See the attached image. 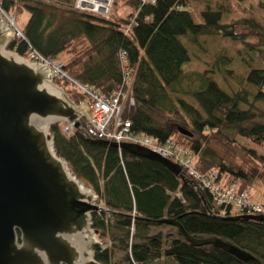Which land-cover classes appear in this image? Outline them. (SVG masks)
Listing matches in <instances>:
<instances>
[{"label":"trees","instance_id":"16d2710c","mask_svg":"<svg viewBox=\"0 0 264 264\" xmlns=\"http://www.w3.org/2000/svg\"><path fill=\"white\" fill-rule=\"evenodd\" d=\"M73 4L0 0L14 22L26 14L20 28L15 23L21 36L6 48L23 58L34 50L61 63L72 81H52L78 106L91 100L75 83L104 98L128 92L132 108L126 101L121 119L130 123L129 133L160 146L173 139L194 155L197 172H215L240 191L259 183L264 193V155L236 140L264 150V0H114L129 12L108 18ZM80 123L81 131L64 133L63 123L49 131L57 156L108 211L91 214V229L110 243L94 253L95 261L246 264L211 245H190L183 231L196 239L220 238L264 264V222L228 219L234 214L215 206L193 180L221 218L207 215L194 190L159 163L87 141L84 118Z\"/></svg>","mask_w":264,"mask_h":264},{"label":"water","instance_id":"95a60500","mask_svg":"<svg viewBox=\"0 0 264 264\" xmlns=\"http://www.w3.org/2000/svg\"><path fill=\"white\" fill-rule=\"evenodd\" d=\"M13 38L14 33L0 20V264H101L93 255L110 243L97 239L90 220L92 213L108 211L57 156L49 131L55 123L71 124L73 131H81L80 110L52 81L47 66L6 48ZM177 131L190 135L182 128ZM83 136L91 143L159 163L194 190L207 215L221 218L211 213L197 183L178 164L138 144L92 139L85 131ZM240 218L264 222V213L228 217ZM158 223L175 226L169 219ZM181 233L192 246L211 245L246 264H261L220 238L196 239Z\"/></svg>","mask_w":264,"mask_h":264},{"label":"built area","instance_id":"2783aa9c","mask_svg":"<svg viewBox=\"0 0 264 264\" xmlns=\"http://www.w3.org/2000/svg\"><path fill=\"white\" fill-rule=\"evenodd\" d=\"M153 2V0H151ZM110 4V3H109ZM109 4L104 0L101 9L83 7L81 0H74V7L89 12L93 15L108 17ZM3 16V17H2ZM2 17V18H1ZM0 20L4 21L9 29L14 33V37H20L21 32L13 22V18L9 17L0 9ZM28 61L40 63L47 66L50 70L52 80L61 78H71L61 69V63H55L52 58H45L37 51H34L25 58ZM72 81V80H71ZM78 91L88 95L89 115L83 114L81 111L80 118L85 120V132L90 137L107 142L133 143L143 146L152 152L160 155L163 158L169 159L178 164L182 171L186 172L187 176L205 188L215 206L222 207L234 215H258L263 213V207L252 201L251 196L247 191L238 190L237 184H228L220 181V178L215 172L208 171L199 173L194 169V156L190 150L180 144H177L173 139H167L163 146L153 145L151 140L138 138L135 134L129 133L130 123L121 119V112L125 106V102H129V108H132V99L128 97V92L121 95H113L110 98L98 96L92 89L75 83ZM84 105V103H80ZM79 107V106H78ZM71 124H64L62 130L64 133L72 131ZM101 206V203H98ZM228 208V210H227Z\"/></svg>","mask_w":264,"mask_h":264},{"label":"rangeland","instance_id":"374dc122","mask_svg":"<svg viewBox=\"0 0 264 264\" xmlns=\"http://www.w3.org/2000/svg\"><path fill=\"white\" fill-rule=\"evenodd\" d=\"M113 2H114V0H107V5L109 4V12H108V17H109V15L111 14L112 16H114V17H117V16H123L124 14H126V12H129V10L128 9H123V8H121L120 6H118V5H120V4H118V5H114L113 4ZM74 5V4H73ZM9 17H12L13 18V22H14V20H15V16L13 15V14H11V15H8ZM108 17H106V18H108ZM26 19V14H23L20 18H18L17 20H16V22H14V23H16L17 24V26L20 28L21 26H22V23H23V20H25ZM18 28V29H19ZM219 80V79H218ZM185 99L187 100V101H189V102H193V99L192 98H189V97H185ZM79 109H80V111L83 113V114H85V115H89V105H88V102H86V103H84V105H80L79 106ZM236 140H237V142L241 145V146H243V147H245V148H248V149H253V150H255V151H257L258 153H260V154H263L264 155V150H262L261 148H259L258 146H256V145H254L253 143H251V142H249V141H247V140H245V139H243V138H240V137H236ZM142 141H144L143 139H142ZM169 160V159H168ZM171 161V160H170ZM180 167V166H179ZM181 168V167H180ZM259 188H260V184L259 183H257L256 184V187H254V188H251L250 190H248V193H249V195L252 197V200L254 201V202H256V203H259V204H263L264 203V193H260L259 192ZM97 203H99V201L97 202ZM101 206H103L102 204H101ZM98 239V238H97ZM99 241H102V240H100V239H98Z\"/></svg>","mask_w":264,"mask_h":264},{"label":"bare ground","instance_id":"6f19581e","mask_svg":"<svg viewBox=\"0 0 264 264\" xmlns=\"http://www.w3.org/2000/svg\"><path fill=\"white\" fill-rule=\"evenodd\" d=\"M83 7L96 8L100 10L104 0H81Z\"/></svg>","mask_w":264,"mask_h":264},{"label":"clouds","instance_id":"9594fccd","mask_svg":"<svg viewBox=\"0 0 264 264\" xmlns=\"http://www.w3.org/2000/svg\"><path fill=\"white\" fill-rule=\"evenodd\" d=\"M241 215H243V214H241ZM231 216H235V215H231Z\"/></svg>","mask_w":264,"mask_h":264}]
</instances>
